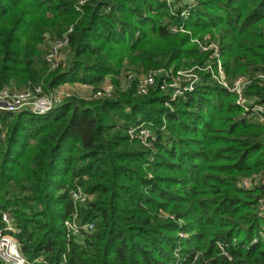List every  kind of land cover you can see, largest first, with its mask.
Listing matches in <instances>:
<instances>
[{
	"label": "trees",
	"instance_id": "16d2710c",
	"mask_svg": "<svg viewBox=\"0 0 264 264\" xmlns=\"http://www.w3.org/2000/svg\"><path fill=\"white\" fill-rule=\"evenodd\" d=\"M194 1L0 0V90L96 91L106 77L116 89L43 116L0 112V231L7 214L28 264H264V185H237L264 174V125L207 71L172 102L157 86L119 89L125 71L214 65L198 43L217 44L229 82L264 71V0ZM65 33L51 70L50 43ZM244 94L264 103V81ZM141 125L151 147L127 135ZM77 189L91 199L75 205ZM74 211L94 230L69 240Z\"/></svg>",
	"mask_w": 264,
	"mask_h": 264
},
{
	"label": "built area",
	"instance_id": "2783aa9c",
	"mask_svg": "<svg viewBox=\"0 0 264 264\" xmlns=\"http://www.w3.org/2000/svg\"><path fill=\"white\" fill-rule=\"evenodd\" d=\"M81 3H83V1ZM70 31L71 29L68 33ZM68 33L63 34L61 38L50 43L46 55V62L51 70L58 68L64 61V50L68 46ZM198 45L201 52L212 50V57L216 59L214 65L207 64L204 68L195 66L193 68L178 71L159 68L140 75L127 74L125 77V84L128 86L131 82H135L136 93L139 96L147 95L150 89L157 86L161 92L169 95V101L172 102L184 93L192 92L200 81L199 72L207 71L217 84L225 88L229 93L235 95L236 105L242 109L245 117L258 125H264V103H258L257 100L250 99L244 94L252 80L257 79L264 81V71L257 73L252 78L240 76L233 82H229L220 60V52L217 44L211 43L206 45L198 43ZM83 87H86V85H83ZM112 91L113 87L110 86L108 89H101L95 93L94 98H111L113 96ZM69 97L70 95L67 93H63L61 97L54 96V91L44 93L41 86L21 92L4 88L0 90V112L17 114L28 111L33 115L43 116L62 105L65 98ZM127 135L131 140H138L145 147H151L155 139L153 133L142 125L129 128L127 130ZM237 185L243 190H253L260 185H264V174L258 173L250 177L242 178L238 181ZM70 195L75 205L85 204L91 199L90 196L81 189L71 191ZM259 210L261 214L264 213V197L259 200ZM2 221L5 223V228L3 231H0V263L28 264L20 253L16 239L10 234L16 233L17 231L13 227L9 216L3 214ZM63 224L66 237L69 240L78 238L82 233H91L94 230V225L92 223L79 224L76 211H74L72 217L66 219Z\"/></svg>",
	"mask_w": 264,
	"mask_h": 264
},
{
	"label": "rangeland",
	"instance_id": "374dc122",
	"mask_svg": "<svg viewBox=\"0 0 264 264\" xmlns=\"http://www.w3.org/2000/svg\"><path fill=\"white\" fill-rule=\"evenodd\" d=\"M184 1H185V4L196 5L194 0H184ZM167 2H169V0ZM182 15L186 17L187 12H184ZM208 39H209L208 37H205V43ZM195 41H197V40H194V42ZM127 74H135V73L131 70L125 71L122 73V75L119 77V89L120 90H126V88H127V85L125 84V77ZM136 75H140V74H136ZM65 85H67V87H62L61 89H55L54 90V96L61 97V95L63 93H67L70 95V97L76 96L79 98L87 99L101 89H106V88L108 89L109 86L113 87V91H112L113 95L116 93V89L114 88V85L112 84L111 77H106L104 79V81L101 83V85L99 86L98 90H96V91H93V88L90 86H88L90 88L87 90H80V89H83V88H81V87H83V85L80 86V84H64L62 86H65ZM105 98H107V97H104V99ZM66 99H68V98H65V100ZM262 216H264V213H262ZM180 236H182V234Z\"/></svg>",
	"mask_w": 264,
	"mask_h": 264
},
{
	"label": "crops",
	"instance_id": "0c3cea01",
	"mask_svg": "<svg viewBox=\"0 0 264 264\" xmlns=\"http://www.w3.org/2000/svg\"><path fill=\"white\" fill-rule=\"evenodd\" d=\"M81 86V85H80ZM62 87H67V85H65V86H60L59 88H57V89H61ZM81 88H83V89H80V90H87V89H89L90 87H81Z\"/></svg>",
	"mask_w": 264,
	"mask_h": 264
}]
</instances>
